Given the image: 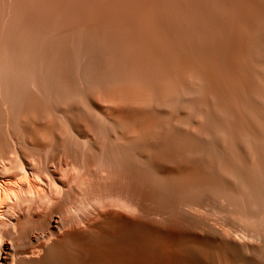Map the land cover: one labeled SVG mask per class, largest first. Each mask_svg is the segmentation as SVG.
<instances>
[{
    "label": "bare ground",
    "instance_id": "1",
    "mask_svg": "<svg viewBox=\"0 0 264 264\" xmlns=\"http://www.w3.org/2000/svg\"><path fill=\"white\" fill-rule=\"evenodd\" d=\"M0 264H264V0H0Z\"/></svg>",
    "mask_w": 264,
    "mask_h": 264
}]
</instances>
